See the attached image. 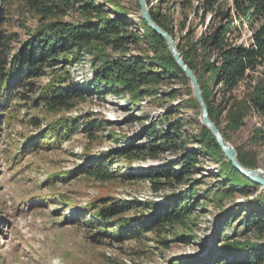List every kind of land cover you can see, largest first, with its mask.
Returning a JSON list of instances; mask_svg holds the SVG:
<instances>
[{"label":"rangeland","instance_id":"obj_1","mask_svg":"<svg viewBox=\"0 0 264 264\" xmlns=\"http://www.w3.org/2000/svg\"><path fill=\"white\" fill-rule=\"evenodd\" d=\"M95 2L103 6L108 18H124L131 26L127 29L129 34L136 32L140 38L147 37L148 25L143 21L139 0ZM221 3L223 8H229L232 0ZM144 4L150 18L151 14H157L171 24L168 26L171 34H166L185 64L186 50L204 29L199 27L195 11L183 9L180 0H144ZM4 5L0 0V12L4 13ZM7 9L9 17L3 16L0 27V42L5 46L0 49V59L5 58L6 62L38 25L37 18L15 8ZM83 19L77 12L68 11L60 21L76 24ZM249 36V30L244 28L236 44H249ZM164 41L166 51L141 39L137 45L127 47L125 56L148 58L154 61L152 68L159 73L174 71L166 57L170 54L175 60ZM91 54L123 59V55L100 45ZM91 54L81 63H73L69 55H60L58 62L51 61V68L40 77L27 81L30 86L12 91L10 103L0 110V264H174L180 259L209 262L227 244H238L236 250L228 249L226 255L236 259L242 257L244 250L264 246V231L259 233L241 222L244 214L257 207L252 203L264 197V189L240 175L222 152L206 149L202 143L204 131L213 134L202 124L201 109L186 74L163 77L156 84L144 86L149 95L133 101L129 95L111 93L110 84L85 86L93 81ZM190 62L197 68V75L191 71L198 81L204 105L208 113L212 111L215 115L211 124L234 150L237 160L238 154L246 158L247 166L241 164L244 168L264 173V142L257 136L264 118L250 109L263 69L253 79L243 81L230 97L224 96L221 87L202 71L201 59L193 58ZM52 75L60 76V80L83 95L73 101L72 110L58 115L44 113L41 107L32 108V100L52 81ZM62 116L73 121V134L67 135L68 127L60 140L52 141L50 150L27 148L21 153L25 139ZM232 116L242 119L232 124ZM169 125L179 131L171 140L149 134V131L168 133ZM149 145L158 146L156 153L148 149ZM129 146L140 152L119 157ZM185 151L203 154L195 173L185 176V182L178 185L173 177L148 179L147 174L157 170L179 173L177 162ZM102 154L106 156L101 163L112 177L94 181L88 177V161ZM97 162L100 163L94 160L91 165L96 166ZM52 173L64 177L49 179ZM228 179L233 181L230 186ZM245 181L255 186L248 187L250 184ZM236 182L244 186L235 187ZM192 188L194 195L184 199L183 223H165L157 230L162 221L157 207L175 206L173 199L177 194ZM241 189L248 193L241 194ZM61 197L65 201H60ZM116 201L126 202L128 209L122 215L125 218L137 219L141 208L146 211L140 222L158 218L150 230L137 238L118 240L106 232L112 223L104 226L94 217L99 207ZM245 202V213H238L237 205ZM227 213L233 218L231 222L224 219ZM92 218L96 221L90 222Z\"/></svg>","mask_w":264,"mask_h":264},{"label":"trees","instance_id":"obj_2","mask_svg":"<svg viewBox=\"0 0 264 264\" xmlns=\"http://www.w3.org/2000/svg\"><path fill=\"white\" fill-rule=\"evenodd\" d=\"M6 9L0 12V27L3 24V16L9 17L8 7L15 8L22 13L37 18V28L31 37L10 57L8 62L6 59H0V110L5 109L10 103L11 92L17 88H25L31 85L27 81L40 77L44 70L51 68L50 62H58L60 55H69L73 63H81L82 60L91 54L93 48L97 45L107 47L114 53L123 55V59L113 60L107 56L91 54V63L93 66V81L89 85L98 87L101 84H110V91L116 96L122 94L129 95L133 101L139 100L141 97L149 95V91L144 90L146 85L156 84L163 77H184L183 71L175 64L170 54L166 57L169 65H173V70H166L161 73L154 71L152 67L154 61L148 58H134L125 56V51L129 45H137L139 40L157 46L162 51L168 50L165 41L157 35L152 29L147 28V37L140 38L136 32H127L130 24L125 22L124 18H108L103 6L95 2V0H3ZM183 9H193L196 17L199 19V27H204L199 37L189 45L185 54V65L196 75L197 68L191 64L193 58L201 59V69L206 75L211 76L213 82L221 87L224 96L232 97L239 85L247 79H253L259 69L263 71L259 74L258 86L255 92V98L251 99L250 109L256 111L258 115L264 118V0H232L229 8H223L221 0H180ZM68 11L77 12L83 21L70 24L60 21L61 17H65ZM199 15V16H198ZM207 23L206 22V19ZM152 21L163 31L171 34L169 27L171 26L166 18L157 14H151ZM144 21V20H143ZM145 22V21H144ZM180 24H182L180 22ZM183 27V25L181 26ZM244 28L249 30V44H236V40L241 38ZM0 49H4V45L0 42ZM75 51V52H74ZM90 53V54H89ZM64 59H68L67 57ZM101 60V62H100ZM159 58H157V61ZM68 61V60H67ZM158 63V62H157ZM53 71V69H51ZM58 86H56V85ZM119 87L120 90L117 89ZM28 93L34 94L27 89ZM203 90L202 88V92ZM50 93L54 96L50 97ZM56 93V94H55ZM203 94V93H202ZM206 95V93H205ZM27 99H32L27 96ZM80 91L76 90L70 84H66L64 80H60V76L52 75V81L41 90L40 95L33 101L32 108H40L47 114H56L60 112L70 111L74 108L73 101L82 98ZM205 99L207 97L204 96ZM31 101V102H32ZM210 120L213 122L215 115L209 111ZM242 117H231L232 124L239 122ZM71 119L60 117L47 127L35 135L29 136L23 141L22 152L24 149L32 148L37 151L43 147L50 150L53 146L52 141L60 140L65 131L70 127L67 135L73 134ZM264 124V123H263ZM39 126V124H36ZM206 137L202 139V143L209 151L220 153L219 147L212 135L208 131H204ZM160 133V134H159ZM159 131H149L151 136L158 137L163 140H171L179 133L174 125H169V132L162 133ZM148 134V135H149ZM257 136L264 142V126L257 131ZM155 137V138H156ZM158 146L149 145L148 149L156 153ZM126 147L123 149L119 157H129L131 153L140 152L138 148ZM203 154L201 151L186 152L180 157L177 164L180 166V172L174 173L171 170L154 171L147 174L148 179L164 177L170 179L173 177L178 185L185 182V176H191L195 173L198 165V159ZM18 156V155H17ZM105 154L101 157L90 158L88 164L90 171L88 177H92L94 181H105L112 177L106 169L101 159L104 160ZM152 158L155 156H151ZM12 161L16 158H10ZM94 160H99L96 166H92ZM238 160L243 166H247L246 158L238 154ZM231 166V164H229ZM224 171V170H223ZM228 173V172H227ZM49 179H59L64 176L49 174ZM243 179V178H242ZM57 181V180H55ZM230 181V183H229ZM247 181V180H246ZM248 187H254L251 183ZM229 186L232 180L228 179ZM235 187H242L244 184L236 182ZM192 187V186H191ZM235 189V188H232ZM188 192V193H187ZM187 192L178 193L173 199L175 206H158L156 212L161 215V224H181L186 213L184 209V199L187 196L194 195V188ZM232 193V192H229ZM240 193L246 195L244 189ZM60 201L63 197L59 198ZM183 200V201H182ZM253 204L257 207L244 214L241 222L248 228L257 230L259 233L264 231V197L255 200ZM164 206V207H163ZM247 207L244 204L237 205L238 213H245ZM133 208V207H132ZM126 202L116 201L107 207H99V211L95 213V218L100 220L102 225L112 223V228L106 232L114 236L118 240L137 238L142 233L153 227L155 219L151 221H139L142 218L144 209H138L139 217L130 220L123 217V213L127 211ZM163 211H162V210ZM92 218L90 222H95ZM95 219V220H94ZM226 222H231L230 214L224 218ZM224 220V221H225ZM250 228V229H251ZM155 229V230H156ZM117 232V233H114ZM117 234V235H116ZM238 244H227L221 249V254L213 258H209V262L195 260L194 262L183 261L180 259L174 264H261L264 261V246L253 247L244 250L240 254L241 258H228V249L236 250ZM231 250V251H232ZM236 254V253H235Z\"/></svg>","mask_w":264,"mask_h":264},{"label":"water","instance_id":"obj_3","mask_svg":"<svg viewBox=\"0 0 264 264\" xmlns=\"http://www.w3.org/2000/svg\"><path fill=\"white\" fill-rule=\"evenodd\" d=\"M139 7H140V11H141V15H142L143 20L147 23V25L150 29H152L157 35H159L160 37H162L163 39L166 40L168 47H169V50H170V52H171V54L175 60L176 65L186 74V77L190 81V83L192 85L194 98L198 102L200 109H201L202 124L212 132V134H213L218 146L220 147L221 152L225 156L226 160H228L232 164V166L236 169V171L240 175H242L247 180L253 182L254 184L259 185L262 189H264V178L256 175L254 173L255 170H248V169L244 168L240 162H238L234 150L223 139V137L220 135V133L216 129V127L214 125H212L213 123L209 119L208 111H207L206 106L204 105V102H203L202 97H201V92H200V88L198 86V81L196 80L192 71L184 63H182L180 61L179 55L177 54V51H176V48H175L173 42L168 38L166 32L163 31L160 27H158L152 21V19L149 17V15L147 14L145 4H144V0H139ZM223 141H225L227 146L224 145Z\"/></svg>","mask_w":264,"mask_h":264},{"label":"bare ground","instance_id":"obj_4","mask_svg":"<svg viewBox=\"0 0 264 264\" xmlns=\"http://www.w3.org/2000/svg\"><path fill=\"white\" fill-rule=\"evenodd\" d=\"M223 142H224V145L227 146V144L225 143V141H223ZM254 173H255L256 175H258L259 177L264 178V173H263L262 171L255 170Z\"/></svg>","mask_w":264,"mask_h":264}]
</instances>
